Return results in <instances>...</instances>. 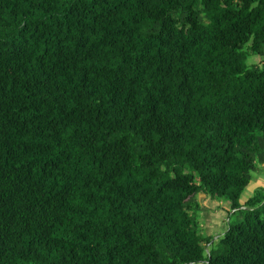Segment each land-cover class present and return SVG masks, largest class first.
<instances>
[{
	"label": "trees",
	"instance_id": "obj_1",
	"mask_svg": "<svg viewBox=\"0 0 264 264\" xmlns=\"http://www.w3.org/2000/svg\"><path fill=\"white\" fill-rule=\"evenodd\" d=\"M251 53L264 0H0V264H264Z\"/></svg>",
	"mask_w": 264,
	"mask_h": 264
},
{
	"label": "rangeland",
	"instance_id": "obj_2",
	"mask_svg": "<svg viewBox=\"0 0 264 264\" xmlns=\"http://www.w3.org/2000/svg\"><path fill=\"white\" fill-rule=\"evenodd\" d=\"M247 63L249 65L259 64L261 66L264 64V56H259V55L251 53L248 56ZM263 181H264V163H258L257 168L252 172V179H251L249 185L246 187V189L243 192L244 195L250 197V196L254 195L256 190L264 189V182ZM241 197H242V199H244L243 196H241ZM216 201H223L224 203L227 202V200L220 199V198H217ZM197 202H199V204H200L199 200ZM212 209L213 210L211 211V213H213V211H214V208H212ZM216 209H218V207ZM217 212H219V209L217 210ZM229 212H230V214L229 213L227 215L225 214V217L223 220L220 219L221 222H218L216 225L213 226V228H212L213 234H211V236H213V240H216V238L218 236H220L224 231H226V229H228L231 222L233 223L235 221L236 215L232 214V211H229ZM199 216H200V225H201V228L204 232L203 235H205V236L209 235L210 231H208V229H207L206 220L205 219L203 220V218L206 216V213L203 211H200ZM213 240L210 244H208L206 246L205 251L208 254L210 252H213L214 250H216V248L219 247L217 245V241H213Z\"/></svg>",
	"mask_w": 264,
	"mask_h": 264
},
{
	"label": "crops",
	"instance_id": "obj_3",
	"mask_svg": "<svg viewBox=\"0 0 264 264\" xmlns=\"http://www.w3.org/2000/svg\"><path fill=\"white\" fill-rule=\"evenodd\" d=\"M197 196L198 197H196V199L197 201H200L201 211L206 213L207 217L205 216L203 220H206L207 229L208 231H210L209 235H211L213 234V226L216 225L218 222H221V220L224 219L225 214H230V203L228 201L225 203L223 201H216V199H213L205 193H199ZM242 196L244 197V199H242L241 197L240 203L244 206L251 196H246L244 195V193L242 194ZM217 207L219 209V212H217ZM212 208H214L213 213H211V211L213 210Z\"/></svg>",
	"mask_w": 264,
	"mask_h": 264
}]
</instances>
